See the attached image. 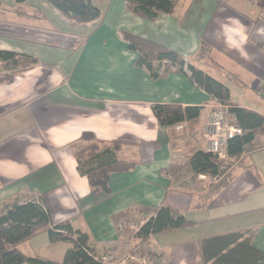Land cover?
<instances>
[{
	"label": "crops",
	"instance_id": "0c3cea01",
	"mask_svg": "<svg viewBox=\"0 0 264 264\" xmlns=\"http://www.w3.org/2000/svg\"><path fill=\"white\" fill-rule=\"evenodd\" d=\"M93 3L101 16L76 24L46 0H0V50L36 59L0 82V208L15 200L43 201L52 224L69 221L97 253H123L135 244L123 235L124 225L140 228L159 207H170L193 225L152 235L143 245L161 264H205L200 242L234 231L252 235L264 251V126L233 161V177L221 189L212 190L216 180L188 169L168 175L169 166L208 151L204 134L219 102L184 73L153 78L125 39L131 33L178 52L226 84L232 106L264 117V0H179L172 14L154 20L128 10L126 0ZM37 9L44 16L37 17ZM204 40L212 50L198 59ZM176 103L200 107V115L161 125L153 106ZM227 117L236 125L233 113ZM84 132L104 147L121 144L118 158L136 162L112 175L110 194L91 193L79 172L71 144ZM42 232L52 248L47 255L20 248L62 261L71 243Z\"/></svg>",
	"mask_w": 264,
	"mask_h": 264
},
{
	"label": "trees",
	"instance_id": "16d2710c",
	"mask_svg": "<svg viewBox=\"0 0 264 264\" xmlns=\"http://www.w3.org/2000/svg\"><path fill=\"white\" fill-rule=\"evenodd\" d=\"M17 4L27 0H15ZM49 4L68 16L74 23H87L98 19L101 10L93 0H46ZM179 0H126V7L133 13L154 20L160 13L172 14ZM37 17L44 16L37 9ZM130 50L137 51L136 63L145 67L155 79L166 77L174 71L188 75L190 80L201 87L212 99L230 105L229 112L236 116V125L243 133L231 138L226 147V157L205 150L193 152L184 164L171 165L165 171L170 176H178L185 170L203 174L216 180L212 190H219L232 179L234 162L242 157L247 146L254 142L257 130L264 126V117L245 108L232 106L230 88L213 77L178 52L168 47L131 33L125 34ZM212 46L205 40L197 54L198 59L210 56ZM209 54V56H208ZM36 63L29 55L0 50V66H11L9 71L0 72V82L10 81L19 70ZM201 108L181 104H156L153 112L161 125H176L197 118ZM78 163L79 172L88 179L91 193L110 194V180L114 173L128 171L136 166L135 161L118 158L121 144L112 143L107 147L94 133L84 132L71 144ZM234 161V162H233ZM193 222L182 213L161 206L136 233L140 245L146 244L152 235L169 230L182 229ZM46 231L52 241H69L71 247L62 261L41 256H28L20 244ZM96 248L90 244L89 236L75 230L69 221L52 224V210L43 201L19 203L11 201L0 208V264H101L93 257ZM200 253L205 264H264V251L252 243V235L234 231L212 236L200 242ZM152 256H156L150 252Z\"/></svg>",
	"mask_w": 264,
	"mask_h": 264
},
{
	"label": "built area",
	"instance_id": "2783aa9c",
	"mask_svg": "<svg viewBox=\"0 0 264 264\" xmlns=\"http://www.w3.org/2000/svg\"><path fill=\"white\" fill-rule=\"evenodd\" d=\"M230 105L218 103L209 115L208 125L205 130L208 151L216 153L220 158L226 157L228 141L243 133L241 127L231 123L227 117ZM179 126L178 128H182ZM143 245H134L125 254L117 250L107 253H96L93 257L101 264H161L157 256H152L144 251Z\"/></svg>",
	"mask_w": 264,
	"mask_h": 264
},
{
	"label": "rangeland",
	"instance_id": "374dc122",
	"mask_svg": "<svg viewBox=\"0 0 264 264\" xmlns=\"http://www.w3.org/2000/svg\"><path fill=\"white\" fill-rule=\"evenodd\" d=\"M94 2H95L96 5H98L100 3L99 6H103L105 4L104 1H94ZM208 56H209V54H208ZM10 68H11V66L8 67V68H5L3 65H1L0 66V72H2V73L7 72V71H9ZM138 230H139V228L136 227L135 223H132V224L129 223V224L123 226L122 233H123L124 236H126L127 239H130V237L132 235V237H134L135 239L134 240H131V241H133L135 243L134 245H137L139 243L138 239L136 238V232ZM44 233L45 232H42L39 235H37L36 238H32L31 240H28L29 242L27 241L25 243H21L20 244V247L25 252H36V253H39V254H46L47 255L46 250L49 251L52 248L51 247L48 248L44 244V238H42V237H44V235H46ZM155 239H158V238H155ZM133 246H131L130 248H132ZM143 248H144V246H143ZM144 249H145L144 251H147L149 253L151 252V251L148 250V248L147 249L144 248ZM107 252H109V251H104V252H102V254L107 253ZM126 252H123V253H120V254L123 255ZM48 254L50 255V253H48ZM50 256H52V255H50ZM54 256H56V255H54Z\"/></svg>",
	"mask_w": 264,
	"mask_h": 264
}]
</instances>
